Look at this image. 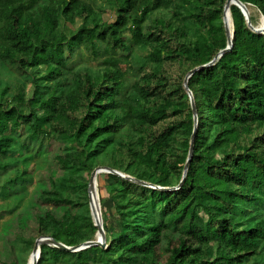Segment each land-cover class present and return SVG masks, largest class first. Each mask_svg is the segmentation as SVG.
I'll return each mask as SVG.
<instances>
[{"label": "trees", "instance_id": "trees-1", "mask_svg": "<svg viewBox=\"0 0 264 264\" xmlns=\"http://www.w3.org/2000/svg\"><path fill=\"white\" fill-rule=\"evenodd\" d=\"M226 1L165 0L157 8L158 0H19L5 10L0 58L11 66L0 68L2 195L24 197L34 178L29 151L46 156L26 209H8L16 216L2 235L12 264H26L19 254L34 248L38 237L25 236L30 221L39 236L67 245L96 238L88 186L97 166L180 184L194 130L184 79L228 45ZM242 1L264 15V0ZM230 7L232 48L189 79L199 122L182 185L161 189L108 173L107 246L43 243L38 264H264V33ZM109 8L113 21L104 17ZM79 49L113 65L70 79L64 72ZM126 57L139 71L132 84L119 66ZM11 79L30 91L4 95ZM222 246L228 252L220 255Z\"/></svg>", "mask_w": 264, "mask_h": 264}, {"label": "rangeland", "instance_id": "rangeland-1", "mask_svg": "<svg viewBox=\"0 0 264 264\" xmlns=\"http://www.w3.org/2000/svg\"><path fill=\"white\" fill-rule=\"evenodd\" d=\"M16 1H19V0H0V49L3 46V42H4V38H3V22H4V20L2 18V15H4L5 10L9 6H11L13 2H16ZM165 6H166L165 0H158L157 8L165 7ZM247 6L249 8L250 17L253 16V18H254L253 24L255 26H262L264 24V15L260 12V10L256 6H253L251 4H249ZM104 17H105V19H107L109 21H113L115 19V15L113 14V12L111 11L110 8L106 11V13L104 14ZM79 23H80V19H78L77 23L74 26L76 27ZM231 23H232V25H231ZM230 25H231V30H233V22H230ZM68 53L71 54L70 51ZM153 55L157 57L159 54L154 53ZM155 63L157 64V67L160 68L161 63L159 62V60L155 61ZM112 65H113V63L111 62L109 57H94L92 54L85 52L83 49H79V50H76L72 54V60L70 61L67 68L65 69L64 76H67L68 78L71 79L75 75H77L79 72H81L85 67H90L91 69H97L99 67L105 68V67H110ZM1 66L6 68V67H9L11 65L10 64H4L2 62V59L0 58V68H2ZM119 66L124 71L123 80L127 84H132L134 81H136L138 79V76H139L138 67H137L136 63L130 61L129 57H126L125 60L121 61ZM4 77L6 78V76H4ZM28 86H29V83H25L24 81L21 82L18 79H16V80L11 79V87L10 86L4 87L2 89V92L5 95V94H7V92L9 90H12V89L17 93L24 92L25 90L30 91L31 86H29V87ZM57 141L59 143L64 142V137L62 134H59L57 136ZM44 142H46L48 144L49 148L55 147V143L49 144L47 141H44ZM29 152H32V154L34 156L33 159L30 160V162H31L30 167L34 169V171H33L34 172V178H33V182L27 185L28 190L26 191V194L24 195V197L19 198V196L15 193H12L8 197L3 196L1 193V191H2V188H1L2 185L1 184L3 183L4 179L6 178V176H5L6 173H0V214H2V216L0 217V223H1V227H0V264H12V255L9 252L10 250L6 247L5 238L2 235L3 230H6V229H4V226H7L9 221L14 219L16 216L14 213H9L8 209L10 207L13 208L14 206L16 208L17 206L15 204H18L20 207L17 210L16 214L18 213V211L21 212L22 210L26 209L25 204L30 199L33 198V195L35 194V191L37 188V182L40 179L38 171L42 168H45L43 166L46 165V162H44L46 160V156L35 155L34 150L29 151ZM20 166H22V165H20ZM108 173L109 172L99 173L98 179H97V190L99 193V201L101 203V211H102L103 207H105L106 209H110V207L112 206V200L110 199L111 194L113 193V191L111 190L112 187L110 185V184H112V179L109 177ZM102 200H103V202H102ZM37 210L38 209H35V211H37ZM102 214H103V211H102ZM31 235L36 237V238L39 237V234L37 233L36 223L34 221H30V226L28 227V229L26 230V233H25L26 237H29ZM20 244L24 245L23 242H21ZM260 251L263 253V256H264V246L260 247ZM218 252L220 255H223V254L228 252V249L225 246L218 247ZM30 254H31V252H29V250H26L24 252V254H23V251H21L19 255L20 256L24 255V258H26L27 262H28ZM256 260L259 261L258 258ZM27 262H26V264H27ZM19 264H24V261H21ZM253 264H259V263L254 262Z\"/></svg>", "mask_w": 264, "mask_h": 264}, {"label": "water", "instance_id": "water-1", "mask_svg": "<svg viewBox=\"0 0 264 264\" xmlns=\"http://www.w3.org/2000/svg\"><path fill=\"white\" fill-rule=\"evenodd\" d=\"M231 4H236L241 8L244 15L246 16L248 26L253 31L258 32V33H264V24L262 26H255L252 23L251 18H250L249 8H248L246 3H244L242 0H227L226 1L223 19H224V24H225V28H226V32H227V37H228V45L224 49H222L210 62L192 68L187 73V75L184 79V87H185V89H186V91L190 97L191 106L193 109L194 130H193V133L191 136L189 154H188L187 162H186V165L184 168L183 178H182L180 184L177 187H166V186L154 185V184L149 183L147 181L137 179L130 174L124 173V172L117 170L115 168H112L110 166H97L91 174V177L89 180V186H88L90 210L92 213L94 223L98 228L97 233H96V238L91 239V240H86L83 243L78 244V245L71 246V245H67L64 242L57 241L56 239H54L53 237H51L49 235H41L35 240V245H34V248H33L32 252L29 256L27 264H29V260H30L31 256H35L33 264H38V260L41 256V245L43 243L53 245V246H57V247L62 248V249L71 250V251H79V250H82V249H85V248H88V247L94 246V245H100L102 247L107 246L106 231L104 228V223L99 218V214H98L99 212H98V209L96 208V205L94 202V194L97 193V179H98L99 173H101V172L117 173L121 176H124V177H126L130 180L136 181L138 183L148 185V186H152V187H158L161 189H176L182 185V183L184 182V179L186 177L191 158H192L193 153H194L195 137H196V131H197L198 122H199V116H198V110H197V106H196V102H195V97H194L193 91L191 90V88L189 86V79L197 70H200L202 68H205L209 65L214 64L224 53H226L227 51H229L232 48V46H233V31L231 30V25H230V14H231V9H230L231 7L230 6H231ZM93 202H94L95 207L93 206ZM98 207L101 210L100 201H98Z\"/></svg>", "mask_w": 264, "mask_h": 264}, {"label": "bare ground", "instance_id": "bare-ground-1", "mask_svg": "<svg viewBox=\"0 0 264 264\" xmlns=\"http://www.w3.org/2000/svg\"><path fill=\"white\" fill-rule=\"evenodd\" d=\"M230 22H233L232 21V19H231V14H230ZM231 25H232V23H231ZM98 201H99V193H98V190H97V193L96 194H94V202H95V205H96V208L98 209V214H99V218H100V220L103 222V215H102V211L99 209V207H98ZM94 202H93V206L95 207V205H94ZM34 257L35 256H31V258H30V260H29V264H33V262H34ZM40 259V258H39ZM38 262H39V260H38Z\"/></svg>", "mask_w": 264, "mask_h": 264}]
</instances>
